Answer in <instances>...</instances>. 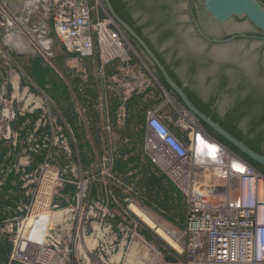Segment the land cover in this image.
I'll return each instance as SVG.
<instances>
[{"label": "built area", "instance_id": "1", "mask_svg": "<svg viewBox=\"0 0 264 264\" xmlns=\"http://www.w3.org/2000/svg\"><path fill=\"white\" fill-rule=\"evenodd\" d=\"M259 2L264 6V0ZM99 6L97 0L45 1L43 14L52 20L56 36L67 52L91 62L88 69L93 72L92 79L88 85L85 84L86 80L64 81L60 91L64 93L65 106L60 109L47 96L38 102L34 94H31L26 112L23 109L22 113H11L13 119L16 115H28L13 135L14 151L17 138L24 131L29 148L23 150V155H26L16 158L17 164L10 162L0 166V174L4 173L0 187L8 181L10 173L24 171L35 157H43V165L40 167L43 172L45 168H51L49 143L42 146L34 144L37 142V134L46 133L47 142L49 134L54 132L61 149L71 153L69 142H76L74 135L77 132L76 129L73 130L76 128L74 121L71 125L67 115L73 116V109L80 116L87 115L92 108L98 118L97 129L100 130V137L98 151L93 146L94 152L92 155L87 154V160L91 161L92 170H101L102 174H106L123 191L119 196L114 190H93V182L83 179L78 183L61 180L56 171L57 181L60 183L55 187L53 197L56 196L60 204H68V213L79 214L78 240H84L81 234L86 236L88 230L122 232L125 228L135 230L138 227L137 221L140 219L132 207L143 211L140 204L149 195L142 168L137 170L132 164V154L140 148L142 159L138 165H145L144 157L154 175L164 177L172 183L185 201L182 237L183 250L187 256L186 264H264V201H260L251 190L255 178L264 180V176L212 138L198 120L183 108L174 107L184 122L181 124L180 134H176L161 117L162 105L143 108L141 102L133 104L131 116L136 117L139 113L142 116L141 124L139 130L135 128L136 132L133 127L127 126L128 101L121 95V81L108 77L106 66L115 61L129 65L130 49L125 40L113 31V21L108 16L107 19L99 17ZM7 15V11L0 7V21L8 24ZM103 27L105 31H102ZM95 58L97 63H93ZM89 92L94 93L95 98ZM26 93H29V88ZM4 113L5 110L2 111L3 118H9V113L7 116ZM36 113L38 118L32 124L31 118ZM83 124L86 125L85 121ZM5 131L3 138L7 139L11 134L9 125ZM120 131L124 133L120 135ZM72 144L78 153L75 157L77 165L81 167L83 149L79 150L76 143ZM89 144L92 146L91 142ZM118 162L126 164L123 171L116 169ZM235 165L244 167L246 171L234 173L232 168ZM235 177L247 186V192L242 187H231L230 183ZM126 178L128 182L124 183L122 180ZM66 184L73 185V194L64 192ZM36 200L31 194L29 203L21 204L16 210L7 211L9 214L19 212L27 215L32 212L30 208L33 210ZM58 206L60 205L55 207ZM95 238L97 244L108 240V237ZM132 239L134 234L130 240ZM115 240L113 238L111 242ZM122 240L127 241V237ZM18 251L13 250L11 259L17 257Z\"/></svg>", "mask_w": 264, "mask_h": 264}, {"label": "rangeland", "instance_id": "2", "mask_svg": "<svg viewBox=\"0 0 264 264\" xmlns=\"http://www.w3.org/2000/svg\"><path fill=\"white\" fill-rule=\"evenodd\" d=\"M28 1L19 0L9 3L0 0V7L4 8L8 14V24L6 21H0V166L10 162L17 164L16 158L26 155V153L23 155V150L29 148L26 142V131L17 138L15 151L13 147V135L19 125L24 123L28 117L27 113L24 117L16 115L14 119L11 116L13 111L17 114L24 112L23 109L25 112L28 110L29 95L34 94L38 102L47 96L60 109L61 106H65V96L60 91L64 81L86 80L85 84L88 85L89 80L92 79L93 72L88 69L89 66L85 64L83 68L81 66L83 62L77 59L76 55L66 51L64 44L54 32L52 20L44 16L43 6L46 0H32L31 11H28L26 7ZM132 1L135 3L134 10L139 15L144 13L145 20L148 19L147 14L154 16L152 21L149 20L146 31L151 30L156 25L164 24V10L167 9V5L171 4L169 0ZM183 1L180 0L179 4ZM199 13H201L200 10ZM99 17L101 19L108 18L102 4L99 6ZM232 21L237 22L234 19ZM240 21L245 23L244 19ZM113 31L125 40L126 46L130 49V64L138 72L131 79L129 89L132 90V97L128 105L132 106L137 101L141 102L143 108L151 105H162L161 117L176 134H180L182 132L181 124L183 125L184 122L180 113L174 108L175 106L179 107L178 104L167 101L161 83L135 44L126 40L116 25L113 26ZM150 38L154 39V35H150ZM34 57H36V66L34 69H28L29 59ZM98 59L99 56L97 55ZM84 71L85 73H83ZM252 73L264 88V77L261 73L257 70H252ZM45 74L44 87L42 88L39 85L38 76ZM140 75L142 79H138ZM13 81H16L17 90L12 85ZM28 88L29 93H26ZM138 91L141 93L136 95ZM244 92L245 90L241 94ZM89 94L95 98L94 93L89 92ZM234 103L236 104L235 101L226 102L224 108H229ZM7 109L10 113L9 118H3L2 111ZM72 112L73 116L68 114L67 119L71 125L73 121V124L76 125V128H73L77 132L74 135L76 142H72L77 144L79 150L83 149V165L78 167L75 158L78 153L71 141L69 142L71 153H66L61 149L59 142H56L57 135L54 132L49 134V141L47 140V142L46 133L45 135L37 134L35 135L37 142L34 144L42 146L49 143V153L52 155L49 164L51 168L47 167L43 172L40 168L43 165V157H35L31 165L24 171L10 173L8 181L0 187L3 188L0 190V228L4 229L0 232V245L12 247L4 264H186L187 256L183 250L184 237H182L185 201L167 179H160L158 184L149 185L153 180L152 177H155V173L146 163L144 157L145 165H138L139 160L142 159L140 148L133 152L132 164L137 170L142 168L141 171L145 177L149 195L140 204V208L144 212L134 208L143 212L156 225L164 227L169 234L177 235L178 238L181 234L179 238L180 251L174 250L164 243L154 230L140 220L137 221L138 227L135 230L130 227L125 228L122 232L103 231L102 229L99 231L88 230L86 236L81 234L84 236V240H78L80 236L79 214L69 213L73 219L68 223L67 230L64 227L50 224L51 219L60 217L62 212H67L66 210L69 209L68 204H60V200L56 196L53 197L56 192L55 187L60 183L57 181L56 171L61 180L78 183L79 180L83 179L88 180L89 183L93 182L91 183L93 190L103 192L114 190L118 192L119 196L123 191L106 174H102L101 170L98 172L92 170L91 161L87 160V154L92 155L94 152L92 151L93 146L98 151L97 143L98 137H100V130L97 129L98 118L94 109L91 108L88 114L83 116L77 114L74 109ZM38 113L41 112L38 111ZM38 113L32 116V124L37 120ZM83 121L86 123L85 126ZM128 122L132 124L131 127H133L134 132H136V127L139 130L141 124L139 113L138 116L134 117V120L126 121V124H129ZM7 125L10 127L11 134L9 138L4 139ZM240 130L242 132L249 131L251 141L257 145L264 142V105L248 109L247 112L245 111L244 114L240 115ZM67 133L70 134L69 131ZM123 133L124 131L119 132L120 135ZM256 138H259L258 142L255 141ZM89 142L92 143V146ZM3 176L4 173L0 174V181ZM122 181L126 183L128 179ZM73 190V185L66 184L64 186V192L67 194H73ZM31 194L34 195L35 200L37 197V200L33 205V210L30 208L32 212L29 214L19 215L17 212V214L9 216L2 213L3 209L16 210L21 204L29 203ZM56 205L60 206L56 208ZM4 217H18V219L12 223V226H9L8 223L5 224V226L7 225L5 227L2 225ZM133 234L134 239L130 240ZM96 236L99 239L108 237V240L97 244ZM123 237H127L124 244H122ZM113 238L116 240L111 242ZM24 241H31L30 245L32 246L27 245L25 248L30 250L23 258L14 257L11 259L13 250H19ZM33 250H36L37 253L35 254Z\"/></svg>", "mask_w": 264, "mask_h": 264}, {"label": "flooded vegetation", "instance_id": "3", "mask_svg": "<svg viewBox=\"0 0 264 264\" xmlns=\"http://www.w3.org/2000/svg\"><path fill=\"white\" fill-rule=\"evenodd\" d=\"M97 1L105 10L104 0ZM108 1L118 17L147 43L197 110L264 155V142L257 145L251 141L249 131L240 130V115L264 105V88L252 73L257 70L264 77V35L258 29L245 18H232L225 23L214 21L203 8L205 0H182L181 4L180 0H169L164 24L146 31L149 20L154 19L152 14H147L145 20L144 13L140 16L134 10L132 0ZM151 68L167 101L182 108L179 97ZM232 101L236 104L224 108V103Z\"/></svg>", "mask_w": 264, "mask_h": 264}, {"label": "water", "instance_id": "4", "mask_svg": "<svg viewBox=\"0 0 264 264\" xmlns=\"http://www.w3.org/2000/svg\"><path fill=\"white\" fill-rule=\"evenodd\" d=\"M104 6L107 16L121 31L124 38L135 44L148 61L149 65L161 75L164 83L179 97V105L184 110L189 112V114L194 116L202 127L205 125L213 133L238 150L242 155L264 168V155L252 150L243 141L237 139L221 127L218 122H215L211 117L197 110L186 97L182 88L179 87L169 76L165 67L147 43L128 24L118 17V15L113 11L108 0H104ZM203 8L205 12L218 23H225L232 18H245L264 35V6L259 2V0H205Z\"/></svg>", "mask_w": 264, "mask_h": 264}, {"label": "crops", "instance_id": "5", "mask_svg": "<svg viewBox=\"0 0 264 264\" xmlns=\"http://www.w3.org/2000/svg\"><path fill=\"white\" fill-rule=\"evenodd\" d=\"M31 3H32V0H29L26 3V7H27L28 11L32 10V9H30V8L33 7V5ZM77 59H79L81 62H83L81 66H83L85 64H87V65L91 64V62H87L85 60H81L80 58H77ZM29 60H30V62H28V64H27L28 69H34V67H35L34 64H35L36 57H34L32 59H29ZM93 63H97L96 58H95V60H93ZM78 66H76V67H78ZM83 68H84V66H83ZM136 72H137V70L135 71L134 66H132L131 64L125 65V64H123L121 62H118V61L112 62V63H110V64H108L106 66V74H107V76L111 77V78H114L117 81H121V95H122L123 98L127 99V101H128L127 105H126V111L128 112L129 117L127 118L126 121H129V120H131V118H134V117L131 116V105H128V103H129V101L131 100V97H132L131 96L132 90L129 89V87L131 86V79L133 77H135V73ZM137 74H138V72H137ZM138 79H142L141 75L138 76ZM138 93L140 94L141 92L140 91L136 92V95ZM137 102H140V101H137ZM137 102H135V103H137ZM127 126L130 127V126H132V124L129 123V124H127ZM1 189H3V188H0V190ZM2 213L5 214V215H9V216L12 215V214H9V212L7 210H5V209H3ZM20 214H23V213H19V215ZM17 219H18V217H13V218L4 217V219L2 221V225L5 226V224L9 223V226H12V223L14 221H16ZM48 221H50V220H48ZM70 222H71L70 214L68 212H62L60 217H55V218H53V220L51 219L50 224H55V225L64 227L65 230H67L68 223H70ZM29 225H31V224H29ZM2 231H4V229L0 228V232H2ZM88 241H90V240H88ZM28 242L31 243V241H28ZM124 243L125 242L123 241L122 244H124ZM4 263H6L5 260L4 259H0V264H4Z\"/></svg>", "mask_w": 264, "mask_h": 264}, {"label": "bare ground", "instance_id": "6", "mask_svg": "<svg viewBox=\"0 0 264 264\" xmlns=\"http://www.w3.org/2000/svg\"><path fill=\"white\" fill-rule=\"evenodd\" d=\"M5 1L10 3V2H13V1L17 2L19 0H5ZM228 27H230V26L228 25ZM102 31H105L104 27L102 28ZM12 85H13L14 89L17 90L16 81H13ZM15 92H17V91H15ZM8 113L9 112H7V110H5L4 115L7 116ZM185 119L188 120V118H186V117H185ZM188 121H191V120H188ZM232 170H233L234 173H237V174L246 171V169L244 167H241V166H238V165H235V167H233ZM230 185H231V187H234L236 189H241V187H242L244 189V192H247V186H244L240 182V180H238L237 177L232 179V182L230 183ZM251 190H252V194L255 193L260 201H264V180L259 179V178H255V181H253V183H252ZM132 209H133L134 213L139 217V219L142 222H144L145 225H147L150 229L154 230V232L163 240L164 243H166L168 246H170L174 250L180 251L179 238H180L181 234H180L179 238L177 237V235L175 236L174 234H171V233L169 234V232H167V230L164 227L156 225L143 212L139 211L138 209H136L134 207H132ZM27 245H29L30 247L32 246V245H30V242L24 241V243L19 248V251H18L19 254L17 255L18 258H23V256L27 253V251L30 250V249H25ZM34 253L35 254L37 253L36 250L34 251Z\"/></svg>", "mask_w": 264, "mask_h": 264}, {"label": "trees", "instance_id": "7", "mask_svg": "<svg viewBox=\"0 0 264 264\" xmlns=\"http://www.w3.org/2000/svg\"><path fill=\"white\" fill-rule=\"evenodd\" d=\"M36 66V61H35V64ZM36 70V69H35ZM34 70V71H35ZM45 77H46V74L45 75H42V76H38V82H39V85L40 87H44L43 85V81L45 80ZM205 115H207L206 113H204ZM140 116V120H142V116ZM208 116V115H207ZM131 119H134V118H131ZM212 120H214L212 118ZM215 121V120H214ZM216 122V121H215ZM221 127H223L221 125ZM203 128L204 130L212 137L214 138L217 142H219L221 145L225 146L227 149H229L231 152H233L234 154H236L238 157H240L242 160H244L247 164H249L251 167H253L255 170H257L259 173H261L263 176H264V168L259 166L258 164L254 163L253 161H251L250 159H248L246 156L242 155L238 150H236L234 147H232L230 144H228L225 140H223L221 137H219L218 135H216L215 133H213L208 127H206L205 125H203ZM224 128V127H223ZM226 131H228L229 133H231L234 137H236L237 139L240 140L239 136L232 132V131H229L228 129L224 128ZM248 147H250L252 150L256 151L257 153H259V151L257 149H254L253 147H251L248 143H245ZM0 163H1V156H0ZM126 167V164L124 163H120L118 162L117 165H116V169L119 170V171H123L124 168ZM152 182L149 183L150 186H153L155 183H159V181H161L160 179H166L164 177L162 178H157L156 176L155 177H152ZM156 185V184H155ZM175 188V187H174ZM176 190V188H175ZM176 192H178L176 190ZM179 193V192H178ZM180 195V193H179ZM181 196V195H180ZM12 250V247L9 246V245H1L0 246V259H4V260H7L8 259V254L9 252Z\"/></svg>", "mask_w": 264, "mask_h": 264}]
</instances>
